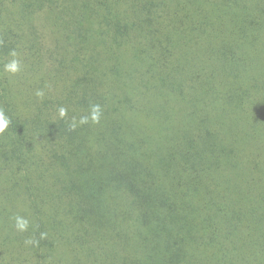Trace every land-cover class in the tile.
<instances>
[{"label": "trees", "instance_id": "16d2710c", "mask_svg": "<svg viewBox=\"0 0 264 264\" xmlns=\"http://www.w3.org/2000/svg\"><path fill=\"white\" fill-rule=\"evenodd\" d=\"M0 114V264H264V0H0Z\"/></svg>", "mask_w": 264, "mask_h": 264}, {"label": "clouds", "instance_id": "9594fccd", "mask_svg": "<svg viewBox=\"0 0 264 264\" xmlns=\"http://www.w3.org/2000/svg\"><path fill=\"white\" fill-rule=\"evenodd\" d=\"M6 70L15 72L18 70V62L17 61H12L10 64L5 66ZM41 93H38V95H40ZM63 114V113H61ZM95 119V117H94ZM8 121L4 118V116L2 114H0V132H2L6 127H7ZM26 226V222L22 223L20 225L21 228H24Z\"/></svg>", "mask_w": 264, "mask_h": 264}]
</instances>
